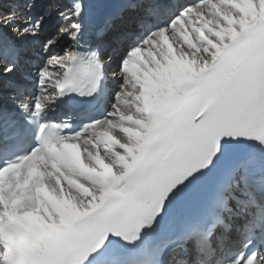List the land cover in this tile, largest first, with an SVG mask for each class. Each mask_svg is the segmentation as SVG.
<instances>
[{"label": "snow or ice", "instance_id": "6c2138e0", "mask_svg": "<svg viewBox=\"0 0 264 264\" xmlns=\"http://www.w3.org/2000/svg\"><path fill=\"white\" fill-rule=\"evenodd\" d=\"M59 2L37 63L48 13L0 0V264H264V0Z\"/></svg>", "mask_w": 264, "mask_h": 264}, {"label": "bare ground", "instance_id": "6f19581e", "mask_svg": "<svg viewBox=\"0 0 264 264\" xmlns=\"http://www.w3.org/2000/svg\"><path fill=\"white\" fill-rule=\"evenodd\" d=\"M39 0H37V3H38ZM44 2H46V4H48V1L46 0H43ZM15 5L14 4H9V3H5L4 4V11L7 12L9 10V8H14ZM57 8H61L63 9L65 7V4L63 1H60L57 5H56ZM53 9V8H52ZM50 8V10H52ZM42 12V9L38 8V6H36V8L34 9V14L36 13H40ZM52 12V11H50ZM57 14V12H55ZM58 32L59 30L55 31L52 35H51V38L55 40V43L54 45L51 47L55 49V54L54 56L59 55V57H62L63 54L69 49L70 45H71V39L69 36H59L58 35ZM47 33H40V35L36 38H28L25 40V42H33L34 40L36 41H41L40 39H43V37L46 35ZM30 46V44H28ZM33 50L36 51L38 53L37 57H41V56H47L48 55V52L50 49H48L47 52H45V50H42L41 48V45L40 44H37L35 42V45H33ZM62 55V56H61ZM33 58H36L35 56H33ZM36 62L39 63L40 62V59L39 58H36ZM120 84L121 82L119 83V86H118V90L120 89Z\"/></svg>", "mask_w": 264, "mask_h": 264}]
</instances>
